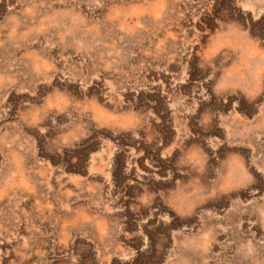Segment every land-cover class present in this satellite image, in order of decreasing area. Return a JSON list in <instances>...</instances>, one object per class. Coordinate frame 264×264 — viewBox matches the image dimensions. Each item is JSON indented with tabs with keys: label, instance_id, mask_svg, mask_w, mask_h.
<instances>
[{
	"label": "rangeland",
	"instance_id": "374dc122",
	"mask_svg": "<svg viewBox=\"0 0 264 264\" xmlns=\"http://www.w3.org/2000/svg\"><path fill=\"white\" fill-rule=\"evenodd\" d=\"M0 264H264V0H0Z\"/></svg>",
	"mask_w": 264,
	"mask_h": 264
}]
</instances>
